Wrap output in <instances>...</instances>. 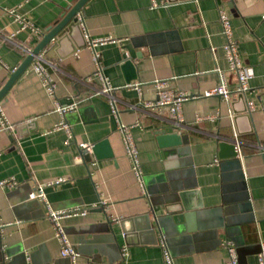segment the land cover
Segmentation results:
<instances>
[{"label":"crops","instance_id":"crops-1","mask_svg":"<svg viewBox=\"0 0 264 264\" xmlns=\"http://www.w3.org/2000/svg\"><path fill=\"white\" fill-rule=\"evenodd\" d=\"M76 1L0 0V87L25 50ZM154 1L157 6L150 0H87L80 10L82 26L76 22L73 35L53 39L41 51L54 95L45 93L30 62L0 100L14 130L0 123V180L16 182L14 188L0 186V221L11 222L0 234L3 264H162L161 237L173 264H225L224 240L236 247L238 264H255L264 240V0ZM9 8L37 32L20 29L5 13ZM219 10L228 16L242 63L253 72L248 91L229 100H185L177 130L181 144H161L156 132L170 123L167 109L142 107L155 97L154 81L202 95L217 85L216 70H221L228 89L234 88V75L226 70ZM84 32L89 39L114 41L96 50L113 88L117 117L107 97L94 95L99 80ZM125 61L130 62L127 68ZM71 101L77 107L61 116L56 106ZM245 101L252 102V110ZM60 120L71 129L68 143L62 130L52 129ZM117 121L131 127L146 194L130 170ZM31 122L32 131V124L25 125ZM20 125L25 126L17 130ZM233 132L240 142L238 153L220 159L219 144L231 142ZM100 141L105 143L95 154L91 149L82 153L80 145L93 147ZM54 180L60 182L44 188L52 208L86 207L83 215L60 218L74 258L58 253L60 244L43 203L26 198L36 183ZM170 181L191 184L200 207L188 223L172 214L153 232L142 230L143 214L160 199L159 185ZM156 203L153 210L165 215ZM105 218L113 220L116 239Z\"/></svg>","mask_w":264,"mask_h":264},{"label":"built area","instance_id":"built-area-1","mask_svg":"<svg viewBox=\"0 0 264 264\" xmlns=\"http://www.w3.org/2000/svg\"><path fill=\"white\" fill-rule=\"evenodd\" d=\"M150 5L157 6V3L154 0H150ZM4 11L7 15L13 17V20L18 23V26H20V29H25L27 27H30L32 30H34L33 26L30 25L29 21L26 20L21 15L15 13L13 9L9 8L8 10H4ZM75 17H76V22L82 26L80 22L82 18L80 11L76 14ZM261 18H264V12L261 14ZM217 21H219L220 23L221 34L224 38L222 49L227 64L226 70L227 72L234 75V79H235L234 88L232 90H229L227 87V80L225 78L224 72H222L221 70H216V73L218 74L217 85L202 92V95L173 91L165 87L164 81H154L153 83L154 92H155L154 99L148 102H144L142 104L143 108H148V109L153 107L156 108L165 107L169 113L170 124L175 127L176 131L180 127V124L183 122L180 107L181 104L185 102V100L200 96H206V97L218 96L219 98L221 97L223 100H229L231 96L237 97L241 95L243 97L245 96V93L248 91L247 84L248 81L252 78L253 72L249 67L245 66L242 63L240 56L238 55L237 52V40L232 37L230 21L228 20V16L222 10L218 11ZM34 31L37 32L36 30ZM12 35L13 34H11V36ZM83 36L86 41L87 48L91 52V58L94 68L93 75L96 76L97 79L99 80V87L94 92V95L98 96V94H101L107 97L109 108L113 113V115L117 117L118 110L116 109L114 99L111 97V91L113 88L111 87L107 76L104 75L102 72V65L99 58V52L98 50H96L98 45L104 44L105 42H114V41L108 38L89 39L88 35L85 32L83 33ZM28 50L30 49L25 50V53ZM41 61L42 60H41V52H40L37 56H35L32 59L30 66L34 71V73L38 77H40L45 93L53 96L54 83L52 82V79L47 75L46 71L41 65ZM133 88L136 90V92H138V94L141 93L140 88L137 84H134ZM77 104H78L77 101H71L62 106L58 105L56 106V111H58V113L61 116H64L66 112H70L74 110L77 107ZM245 107L247 108L248 111L252 110L253 109L252 102L245 101ZM0 123L2 127L5 128L6 130H9L10 132H14L13 125L11 126L7 124L5 120V116L4 113L2 112L1 105H0ZM117 128L121 135V142L124 148V153L130 162V170L132 172V175L134 179H136V182L138 186L141 188L142 193L146 194L142 179V170L139 166V161H137V154H138L137 148L133 143L130 134L131 127L129 125H125L117 121ZM52 129H59L65 133L64 143H68L69 140L72 138L71 129L63 120H60L57 124H55L52 127ZM231 142L234 143L235 152L238 153L240 142H237L235 132L232 133ZM80 147L91 149L90 146H86V145H80ZM58 182L60 181L59 180L49 181L47 184L36 183L31 189V191L27 194V199L34 198L40 201L41 203H43L46 211V217L48 218V220H51L53 224L54 235L55 237H57L60 244L58 253L61 256H70L71 258H74L77 254L74 251L72 242L70 241L69 237H67V235L63 230L62 224L60 222V218L71 215H83L84 212L86 211V207L81 208L78 206H73V207H67V209L52 208L50 203H48L47 200L45 199L44 188L48 185ZM15 185L16 182L11 178H5L0 180V186L2 187L14 188ZM103 202L104 201L102 200H98L97 203L99 205H102ZM111 218L113 220L115 219L114 217ZM8 224H11V222L0 221V234L3 232L4 227ZM222 244L228 253V257L225 261V264H238V254L236 247H234L232 242L228 240H224ZM159 247L162 255V264H173L172 257L168 252L162 237L159 240ZM122 249H124L123 246ZM259 249L260 250L257 253L255 264H264V240L260 242Z\"/></svg>","mask_w":264,"mask_h":264},{"label":"water","instance_id":"water-1","mask_svg":"<svg viewBox=\"0 0 264 264\" xmlns=\"http://www.w3.org/2000/svg\"><path fill=\"white\" fill-rule=\"evenodd\" d=\"M86 1L87 0H77L70 8H68L67 12H65L61 16V19L57 23H55L54 26L48 27L46 29V33H44L37 44L25 53V57L8 74L6 81L0 87V100L5 96L4 94L11 88V85L14 83L17 77L28 67L32 59L37 56L50 41H52L53 39L62 40L63 38L73 35L75 29H77L78 27L75 16L81 10L82 5ZM127 65H130V62L125 61L124 66H126V68L128 67ZM238 97L241 98L242 96L239 95ZM30 124H32V128H30V131L35 130L32 122L25 125L29 126ZM25 125H20L19 127H17V130ZM156 133L157 140L161 144H171L174 146L181 144L180 136L177 135L175 127L170 123L167 127H163L162 130L157 131ZM104 143V141H100L98 144H95L93 147H91V151L93 153H96L99 147L103 146ZM88 151L89 150L87 148L82 149V153L84 155L87 154ZM236 155L237 153L234 149V143L228 140H222L219 144L218 157L220 159H233L236 157ZM159 186L160 199L157 203L154 201L151 202L149 213L145 212L143 214V222L140 226L142 230L153 232V226L157 227L160 224L161 219H164V221H168L172 218V214L180 215L183 218L184 222L188 223L189 220L193 218V215L196 213L197 209L200 207L199 200H194L195 191L191 184H177L176 182L170 181L168 185ZM154 203L159 204L165 210V215L159 214L158 212L153 210L152 206ZM149 216L151 217L152 221L150 220ZM105 219L108 232L114 239H116L115 232L113 230V227L111 226L113 220H110L109 218ZM0 264H3V259L1 256Z\"/></svg>","mask_w":264,"mask_h":264}]
</instances>
